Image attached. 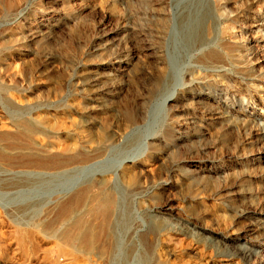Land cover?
<instances>
[{"label":"rangeland","instance_id":"rangeland-1","mask_svg":"<svg viewBox=\"0 0 264 264\" xmlns=\"http://www.w3.org/2000/svg\"><path fill=\"white\" fill-rule=\"evenodd\" d=\"M201 2L209 50L181 28ZM0 119L39 124L44 146L84 133L96 151L44 188L0 189V264H122L69 255L53 207L91 182L119 187L124 172L143 187L118 232L138 252L129 264L145 249L150 264H264V0H0ZM31 200L34 221L16 209Z\"/></svg>","mask_w":264,"mask_h":264},{"label":"bare ground","instance_id":"bare-ground-1","mask_svg":"<svg viewBox=\"0 0 264 264\" xmlns=\"http://www.w3.org/2000/svg\"><path fill=\"white\" fill-rule=\"evenodd\" d=\"M203 3L204 2H201L200 4H197L198 6L196 8L192 6L193 7L192 13H194V14H189V15L187 14L185 16V18L183 19L182 23L181 22H179V23H181V28L184 29V33H185L184 35H186V42H187L188 45H190L191 43L196 41L197 45L199 44V46L201 45L202 47L205 46V48H207V46H210L209 44H211L212 41H213V39L211 41V39H210L211 37H209L211 31H208V26L210 25L209 21L212 20L211 16H213V15H212V13H210L211 16L209 15V13L207 11V8L205 10V4H203ZM187 6H189V5H187ZM184 8H185V6H184ZM214 8H215V6H214ZM209 11H211V10H209ZM213 11H214V9H212V12ZM184 14H186V13H184ZM202 30H204L203 34H202V32L200 33V31H202ZM179 35H181V34H179ZM193 40H195V41H193ZM198 48H200V47H198ZM192 49H193V46H192ZM185 50H187V48ZM189 50H191V48ZM210 51H212V50L210 49ZM205 54H207V53L205 52L204 55ZM211 57H213V54H212ZM170 82L171 81H169V83ZM162 84H163V86H167L168 87V78L167 77L164 78V81H163ZM175 85H173V86H175ZM159 88H162V87H159ZM170 88H172V87H170ZM176 89H178V88H176ZM167 90H168V88H167ZM170 92H171V94H169ZM170 92L169 93L165 92L166 94L167 93L169 94V95L167 94L168 96L165 99V103L169 99L171 100V98H173L175 96V92L174 91L171 90ZM17 101H18V98H17ZM28 104H29V102H28ZM9 108L12 109V116L15 115L14 117H17V118L18 117H24L23 110L15 109V108H12V107H9ZM66 109H68V108H66ZM38 110H40V109H38ZM50 114H51V112H50ZM60 115H61V113H60ZM80 117H82V116H80ZM0 120H2V119H0ZM26 121H24L19 126H13V128H12V126L10 127L8 125H3L2 127H0V162H1V164L3 162H7L13 168L15 166H18V167L22 168V170H18V171H12L10 169V170H8V172H4L5 170L1 171L4 168L2 167V165H0V189L1 190H7V191L11 190L13 192L14 190L24 189V191H25V189H34V188H38V187H43V186L48 185V184L51 183V181H49L48 179L45 180L47 177L48 178L49 177L56 178V177L61 176V175L63 176V174L65 175V173L69 172V169H70L69 167L75 166L77 164L78 159H79V157H80V155L82 153L96 152L93 149V146H92L90 141L87 140V141H84L83 143H80L81 141L80 142L77 141V140H80L82 137L84 138V133H81L79 138H74V143L71 144V145H66V144L65 145H57V144L55 145V144H52L50 146H44L42 144H38V143L34 142V140L32 141V136L33 135H37L39 133V130L35 127L36 123L34 124V122L32 123V121H30V120H28L27 122ZM2 123H4V122H2ZM62 125H63V123H59L58 127H60ZM67 125H68V123H67ZM75 125H76V123H75ZM38 128H39V126H38ZM50 132H51V130H50ZM72 134H74V133H72ZM77 134H79V133H77ZM138 140H139V138H138ZM132 146H133V143H132ZM102 147H100L101 148L100 150H102ZM105 148H103V149H105ZM97 154L100 155L99 153H97ZM103 154H105V153H103ZM94 155H95V153H94ZM94 155H92V156H94ZM98 155H96V156H98ZM86 158H88V157H86ZM93 160H94V158H93ZM80 164H81V162H80ZM84 164H86V163H84ZM87 164H88V162H87ZM35 171H38V173L35 172ZM116 171H115V173H116ZM122 174H123L122 175L123 182L121 181V186H119V187H116V185H118V184H116V185L114 184L115 187H116L115 188L114 186L108 185L109 182H107V183L106 182L105 183L101 182L100 185H99L100 186L99 187L100 190L98 192H96V193H93L91 191L90 192L86 191L88 189L89 190L92 189V188H90V186H92L91 185L92 182H91V184L89 183L90 186H89V184H87L89 188H87V186H86L85 187L86 189L84 188L85 191L82 189V191H84V193L83 192L81 194L79 193L80 196L78 194H76L77 196H79L78 198H76L77 196L75 195L76 199L74 201H72L70 203L69 202L67 203V201H66V203L63 204V205L59 204L60 201L59 202L56 201V204H55V206L53 208H56V206H57V209L59 207L61 209V211H62L61 214L59 216H57V219H58V221H59V223L61 225L65 226V231L67 232L66 237L67 236L70 237L71 244H72L71 248L68 250L69 255H77L79 253H82V254H84V255H86L88 257L97 258V259H100V260H102L104 258L113 259V260L120 259L122 264H129L130 260L133 257L135 258V256L138 254V252L136 250H134V248L131 245L130 246H126L125 243H124V245H125L124 246L122 244V242H121L122 240L120 241V238L118 236V232H120L119 230H125L126 228L129 227V222L131 220V213H130V207H129L130 206L129 205L130 199H131V197L133 195H135L136 193L140 192L143 187L139 184L140 182H137L134 174H132L130 172H124ZM34 177H37V178H34ZM117 181H118V179H117ZM52 184H53V181H52ZM93 184H94V182H93ZM92 187H94V185ZM97 187H98V185H97ZM19 194H20V192H19ZM59 200H61V199H59ZM40 203L41 202L37 203V201L33 202L31 200V201L26 202L25 204H23L20 207V209H18V208H16V209L19 210L18 212H21V214H23L25 216H29L28 217L29 221H34L35 218L39 215V212L41 210V204L42 203L41 204ZM17 206L19 207V205H17ZM11 210H13V209H11ZM58 211H59V209H58ZM9 213H10V211H9ZM14 213H12V214H14ZM54 214H56V213H54ZM12 216H14V215H12ZM18 217L19 216H17V218ZM47 221H49V220H47ZM18 222H20V221H18ZM55 222H57V221H55ZM26 223H27V220H26ZM40 223L42 224V222H39V224H37V225L39 226ZM44 223H46V222H44ZM181 227H183V226H181ZM31 230H32V228H31ZM183 231H185V229L184 230L182 229V234H183ZM26 232H29V231H26ZM153 232H154L153 236L156 237L161 232V230L158 229V230H154ZM32 233L31 232L27 233V235H26L27 239L28 238L30 239L33 236L34 233L33 234ZM119 234L121 235V233H119ZM185 234H187V233H185ZM51 235H52V233H51ZM196 235H198V234H196ZM173 236H174V234H173ZM177 238H179V236ZM142 239L144 241L142 244L146 245L147 244L146 238L143 237ZM173 239H175V237ZM212 241H214V240H212ZM155 244H156V242H155ZM101 246H103V247L101 248ZM142 247H144V246H142ZM199 251H200V249H199ZM148 253H147L146 249L141 252L140 257H139L140 258L139 259L140 260L139 261L140 264H150L149 263ZM79 255H81V254H79ZM220 260H221V258H220ZM216 264H230V263L229 262H224V263L222 262V263H216Z\"/></svg>","mask_w":264,"mask_h":264}]
</instances>
